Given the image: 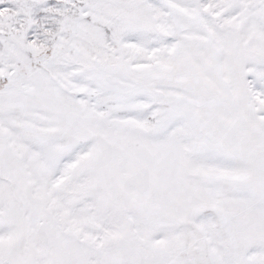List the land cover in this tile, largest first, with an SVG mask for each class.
<instances>
[{
  "label": "snow or ice",
  "instance_id": "snow-or-ice-1",
  "mask_svg": "<svg viewBox=\"0 0 264 264\" xmlns=\"http://www.w3.org/2000/svg\"><path fill=\"white\" fill-rule=\"evenodd\" d=\"M0 264H264V0H0Z\"/></svg>",
  "mask_w": 264,
  "mask_h": 264
}]
</instances>
